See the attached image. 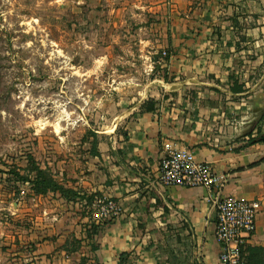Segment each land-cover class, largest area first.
<instances>
[{"label":"crops","instance_id":"crops-1","mask_svg":"<svg viewBox=\"0 0 264 264\" xmlns=\"http://www.w3.org/2000/svg\"><path fill=\"white\" fill-rule=\"evenodd\" d=\"M161 76L132 107L97 156L50 172L77 198L36 196L22 185L0 223V264L30 248L26 264H221L215 211L201 187H160V158L185 149L225 175L222 195L258 201L255 232L243 247L264 250V0H167ZM169 85V86H168ZM150 99L152 111L141 106ZM122 120V121H123ZM110 197L120 214L104 222L91 209ZM4 252L3 251V248ZM20 253L17 251V255ZM21 258V259H22Z\"/></svg>","mask_w":264,"mask_h":264},{"label":"rangeland","instance_id":"rangeland-1","mask_svg":"<svg viewBox=\"0 0 264 264\" xmlns=\"http://www.w3.org/2000/svg\"><path fill=\"white\" fill-rule=\"evenodd\" d=\"M166 2L0 0V223L13 236L9 173L76 165L155 89ZM24 247L9 264H26Z\"/></svg>","mask_w":264,"mask_h":264},{"label":"built area","instance_id":"built-area-1","mask_svg":"<svg viewBox=\"0 0 264 264\" xmlns=\"http://www.w3.org/2000/svg\"><path fill=\"white\" fill-rule=\"evenodd\" d=\"M166 57V52L162 51L161 58ZM226 181L225 175L216 173L208 163L197 161L185 149L167 150L158 163L156 183L160 187L205 189L215 211L214 236L221 246L218 259L221 264H241L243 247L255 232L260 203L223 196ZM90 206L100 222L120 214L119 205L110 197L94 198Z\"/></svg>","mask_w":264,"mask_h":264},{"label":"trees","instance_id":"trees-1","mask_svg":"<svg viewBox=\"0 0 264 264\" xmlns=\"http://www.w3.org/2000/svg\"><path fill=\"white\" fill-rule=\"evenodd\" d=\"M163 61H167V57L163 59ZM157 69V67H156ZM159 70V69H158ZM141 109L145 112L152 111L153 104L151 101H146L142 106ZM255 142H264V136H261L258 139L250 140L249 143H255ZM96 141L92 140L91 142V148L89 151V154L91 156H97V153L95 151L96 147ZM29 166V167H28ZM27 170H25L24 174L19 173H9L11 174L7 181L12 184L13 186H19L26 184L30 191L33 193V195L36 196H44L47 194H58L60 198L63 200H72L77 198V194L69 190L62 185H60L53 177L52 173L48 169H41L34 161H30L28 163ZM18 188V187H16ZM244 250V249H243ZM243 250L241 252V255L243 254ZM249 257H253L254 259H251L252 262L250 264H264V250L258 249V248H246ZM128 257V254H121L119 256V262L118 264H127L126 259ZM249 261V260H248ZM248 261L246 263L242 261L241 264H248Z\"/></svg>","mask_w":264,"mask_h":264},{"label":"bare ground","instance_id":"bare-ground-1","mask_svg":"<svg viewBox=\"0 0 264 264\" xmlns=\"http://www.w3.org/2000/svg\"><path fill=\"white\" fill-rule=\"evenodd\" d=\"M168 86H169V85H168ZM56 128H57V127H56ZM58 128H59V127H58ZM58 128H57V129H58ZM59 129H60V128H59Z\"/></svg>","mask_w":264,"mask_h":264}]
</instances>
